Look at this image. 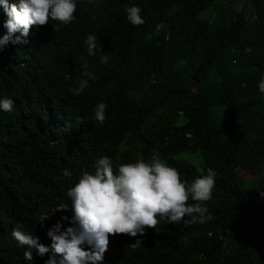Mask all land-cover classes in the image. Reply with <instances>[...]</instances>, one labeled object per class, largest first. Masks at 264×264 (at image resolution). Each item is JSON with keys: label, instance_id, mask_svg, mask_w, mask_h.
Returning a JSON list of instances; mask_svg holds the SVG:
<instances>
[{"label": "trees", "instance_id": "1", "mask_svg": "<svg viewBox=\"0 0 264 264\" xmlns=\"http://www.w3.org/2000/svg\"><path fill=\"white\" fill-rule=\"evenodd\" d=\"M238 1L75 0L68 24L49 19L30 28L27 45L0 48V100L15 104L0 108V264H46L48 231L74 226L67 192L99 158L118 174L154 152L189 185L216 172L212 198L188 200L211 219L110 235L100 264H264V0L221 21L199 17ZM132 6L142 25L128 21ZM6 19L0 7V37ZM90 34L98 40L91 56ZM82 80L88 87L74 96ZM134 85L142 86L137 95ZM99 103L107 104L103 123L94 116ZM61 204L68 209L40 222ZM18 224L49 252L33 250L26 261L27 246L11 235ZM137 239L142 245L131 247Z\"/></svg>", "mask_w": 264, "mask_h": 264}, {"label": "clouds", "instance_id": "2", "mask_svg": "<svg viewBox=\"0 0 264 264\" xmlns=\"http://www.w3.org/2000/svg\"><path fill=\"white\" fill-rule=\"evenodd\" d=\"M0 7L7 17L3 24L6 34L0 37V48L10 43L27 45L32 26H44L49 19L68 24L74 19L76 11L75 0H0ZM126 12L131 24L144 23L139 7L126 8ZM16 33H20V36H15ZM21 37H26L25 41ZM85 44L88 55H95L97 36L88 35ZM107 62L108 54H101L100 63ZM87 87L86 80L80 81L73 95L79 96ZM259 90L264 93V80L260 82ZM14 105L10 98L0 100V108L5 112L13 111ZM106 109L105 103L96 106L94 116L97 122L105 121ZM79 119L82 123L86 122L84 118ZM64 175L70 177L71 172L65 169ZM216 175L209 168L207 175L195 179L189 185L181 180L176 168L162 162L155 152L151 162H145L143 154H138L136 162L121 165L118 174H114L110 158H99L94 174L83 172L75 186L68 190L67 196L73 211L71 223L74 226L61 231L62 225L58 222L48 231L53 256L49 257L46 264H100L107 251L110 235L143 236L145 228L153 229L161 221L179 223L185 216L191 218L187 223H204L211 219L208 208L202 203L189 205L188 200L190 197L199 202L210 200ZM260 195L264 197V192H260ZM67 209L68 204H61L50 214L41 215L40 222L56 211L64 212ZM62 219L67 220L68 217ZM22 228L23 225H16L11 235L19 245L27 246L23 253L26 261H32L33 250L40 256L49 252L48 247L38 243L33 234H26ZM85 244L90 250L86 251L82 247ZM141 245L142 241L137 239L131 247L138 248ZM56 256L61 259L57 261Z\"/></svg>", "mask_w": 264, "mask_h": 264}, {"label": "rangeland", "instance_id": "3", "mask_svg": "<svg viewBox=\"0 0 264 264\" xmlns=\"http://www.w3.org/2000/svg\"><path fill=\"white\" fill-rule=\"evenodd\" d=\"M248 0H239L238 2H237V4L236 5H234V6H229V7H225V8H223V9H221V10H219L217 13H216V15L214 16V14L210 11V12H208V11H206V12H202V13H200L199 14V17L200 18H207V16H209L211 19H212V17L214 18V19H216L217 21H221V20H223V19H228V18H232V17H234L235 15H237L238 14V11H239V9H240V7L243 5V3H245V2H247ZM223 6H225V5H223ZM141 88H142V86H139V85H134V86H131L130 87V90L135 94V95H137L138 93H140V91H141ZM245 178V177H244ZM263 228H264V226H263Z\"/></svg>", "mask_w": 264, "mask_h": 264}]
</instances>
